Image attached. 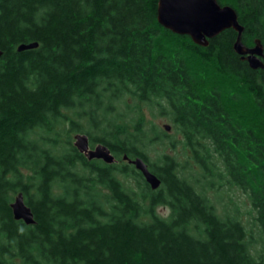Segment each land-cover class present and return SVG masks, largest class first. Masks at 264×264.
<instances>
[{"label": "trees", "instance_id": "trees-1", "mask_svg": "<svg viewBox=\"0 0 264 264\" xmlns=\"http://www.w3.org/2000/svg\"><path fill=\"white\" fill-rule=\"evenodd\" d=\"M218 1L245 46L264 45V0ZM158 5L0 0V264H264V67L236 51L235 29L202 46L165 28ZM143 106L169 114L193 163L157 149L180 140ZM76 133L116 161L89 159ZM233 189L259 239L235 203L218 205ZM20 192L36 224L14 216Z\"/></svg>", "mask_w": 264, "mask_h": 264}, {"label": "water", "instance_id": "water-1", "mask_svg": "<svg viewBox=\"0 0 264 264\" xmlns=\"http://www.w3.org/2000/svg\"><path fill=\"white\" fill-rule=\"evenodd\" d=\"M158 19L165 28L180 35H188L195 43L202 46H208L210 39L228 28H233L239 32L235 44L236 51L243 54V59L248 60L253 68L264 67L261 60V57L264 58L262 41L255 39L253 48L243 44L244 28L239 23L237 11L230 5H222L218 0H159ZM37 46L38 42L23 43L18 50L23 51ZM3 53L0 48V58ZM74 144L89 159H101L109 164L116 161L115 155L106 144L98 143L92 148L89 136L85 133H77ZM124 158L143 174L153 189L160 187L162 180L150 170L143 158L128 159L127 156ZM12 208L16 219L23 220L26 224H36L34 213L27 205L22 192L16 195Z\"/></svg>", "mask_w": 264, "mask_h": 264}, {"label": "rangeland", "instance_id": "rangeland-1", "mask_svg": "<svg viewBox=\"0 0 264 264\" xmlns=\"http://www.w3.org/2000/svg\"><path fill=\"white\" fill-rule=\"evenodd\" d=\"M143 111L145 112V115L148 117L149 120H151L153 123H156L160 129H164L167 131L171 139H177L180 140L179 143H177L174 147L170 144H163L158 146L157 149H160V151H165L170 154H174L178 156L179 160L185 164L186 159L189 160V164L193 163V161L188 158L190 156V150L188 148L183 147V138L181 134L177 131V129L174 127L173 122L169 114L164 115H152L151 111L147 106H143ZM159 114V113H158ZM169 127V128H167ZM77 134V133H76ZM73 135V140L75 141V135ZM169 141V140H167ZM157 152H151L150 159L154 160L156 158ZM187 164V163H186ZM222 197V198H221ZM220 201L218 202V205L221 207L223 204H226L229 202L230 207H234V203L237 205V211L239 215L242 217V219L249 225L253 226L254 234L259 239V232L257 226L254 224L253 215L249 213L248 211L251 209L249 208V205L247 204V198L244 196L239 190L233 189V190H227L223 191L220 195ZM158 211L162 215H167L170 211L166 207H159Z\"/></svg>", "mask_w": 264, "mask_h": 264}]
</instances>
